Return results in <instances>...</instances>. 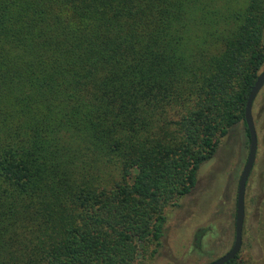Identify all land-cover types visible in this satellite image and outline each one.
Returning <instances> with one entry per match:
<instances>
[{"label":"trees","instance_id":"trees-1","mask_svg":"<svg viewBox=\"0 0 264 264\" xmlns=\"http://www.w3.org/2000/svg\"><path fill=\"white\" fill-rule=\"evenodd\" d=\"M263 67L264 0H0V264L157 254Z\"/></svg>","mask_w":264,"mask_h":264},{"label":"rangeland","instance_id":"rangeland-1","mask_svg":"<svg viewBox=\"0 0 264 264\" xmlns=\"http://www.w3.org/2000/svg\"><path fill=\"white\" fill-rule=\"evenodd\" d=\"M253 115L258 153L247 184L242 247L236 264H264V87L255 100ZM249 150L246 126L240 123L221 139L216 156L201 167L193 192L168 211L160 250L135 264H211L226 255L235 243L238 186ZM199 230H205L201 248L195 242Z\"/></svg>","mask_w":264,"mask_h":264},{"label":"water","instance_id":"water-1","mask_svg":"<svg viewBox=\"0 0 264 264\" xmlns=\"http://www.w3.org/2000/svg\"><path fill=\"white\" fill-rule=\"evenodd\" d=\"M264 87V71L260 74L257 79V82L249 96L246 113H245V120L247 124V128L249 130L250 135V150L247 163L243 169L239 186H238V196H237V213H236V238L235 243L232 249L224 256L216 260L211 264H227L234 260L242 247V238H243V228L245 222V198H246V190L249 178L251 173L254 169V165L257 159L258 153V134L255 125V119L253 115V108L254 103Z\"/></svg>","mask_w":264,"mask_h":264}]
</instances>
